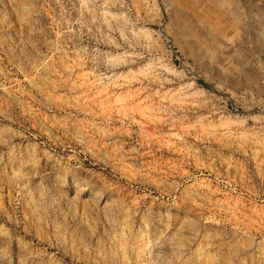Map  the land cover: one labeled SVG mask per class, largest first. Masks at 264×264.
Segmentation results:
<instances>
[{"label": "rangeland", "instance_id": "rangeland-1", "mask_svg": "<svg viewBox=\"0 0 264 264\" xmlns=\"http://www.w3.org/2000/svg\"><path fill=\"white\" fill-rule=\"evenodd\" d=\"M263 147L264 0H0V264H264Z\"/></svg>", "mask_w": 264, "mask_h": 264}, {"label": "bare ground", "instance_id": "bare-ground-1", "mask_svg": "<svg viewBox=\"0 0 264 264\" xmlns=\"http://www.w3.org/2000/svg\"><path fill=\"white\" fill-rule=\"evenodd\" d=\"M252 138V137H251ZM249 141H250V139H249ZM251 143V142H250ZM252 144H254V145H252V147H255L256 148V152L258 153L260 150L262 151V149H260V148H262V146H260V144H259V146L257 145V143H256V145H255V142L254 143H252ZM263 145V144H262ZM260 147V148H259ZM263 149H264V147H263ZM252 151H253V148H252ZM254 151H255V149H254ZM259 154V153H258ZM257 154V155H258ZM43 251V250H42ZM47 251V249H45V251L44 252H46ZM43 252V253H44ZM48 262L49 261H51L52 262V264H61L62 262H55V261H53L52 259H48L47 260ZM63 264V263H62Z\"/></svg>", "mask_w": 264, "mask_h": 264}]
</instances>
